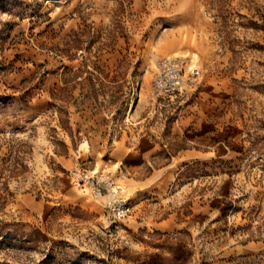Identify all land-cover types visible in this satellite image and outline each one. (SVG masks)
<instances>
[{"label": "rangeland", "instance_id": "rangeland-1", "mask_svg": "<svg viewBox=\"0 0 264 264\" xmlns=\"http://www.w3.org/2000/svg\"><path fill=\"white\" fill-rule=\"evenodd\" d=\"M0 264H264V0H0Z\"/></svg>", "mask_w": 264, "mask_h": 264}, {"label": "built area", "instance_id": "built-area-1", "mask_svg": "<svg viewBox=\"0 0 264 264\" xmlns=\"http://www.w3.org/2000/svg\"><path fill=\"white\" fill-rule=\"evenodd\" d=\"M197 62V55L190 53L173 54L159 59L153 70L152 96L168 100L173 98L185 86L196 84L200 76V68ZM80 173L75 174L77 185H90L95 199H99L103 196L104 191L112 188L111 193L114 194V198L108 200L107 208L113 212L117 219H123L130 213L132 202L122 195L124 189L120 188L121 186L115 184V182H105L95 175L83 176Z\"/></svg>", "mask_w": 264, "mask_h": 264}, {"label": "bare ground", "instance_id": "bare-ground-1", "mask_svg": "<svg viewBox=\"0 0 264 264\" xmlns=\"http://www.w3.org/2000/svg\"><path fill=\"white\" fill-rule=\"evenodd\" d=\"M133 103V102H132ZM120 188H123V187H120ZM117 189V188H116ZM124 189V188H123Z\"/></svg>", "mask_w": 264, "mask_h": 264}]
</instances>
